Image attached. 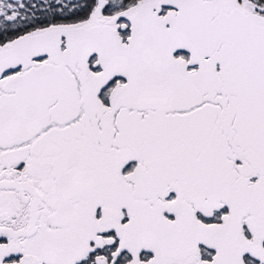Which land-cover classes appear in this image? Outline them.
<instances>
[{"label":"snow or ice","instance_id":"snow-or-ice-1","mask_svg":"<svg viewBox=\"0 0 264 264\" xmlns=\"http://www.w3.org/2000/svg\"><path fill=\"white\" fill-rule=\"evenodd\" d=\"M0 264H264V0H0Z\"/></svg>","mask_w":264,"mask_h":264}]
</instances>
